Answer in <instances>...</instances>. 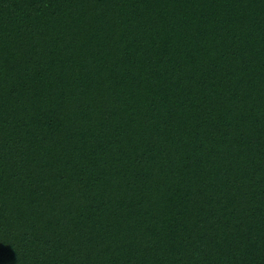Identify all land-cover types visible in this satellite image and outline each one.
Masks as SVG:
<instances>
[{
	"label": "trees",
	"instance_id": "obj_1",
	"mask_svg": "<svg viewBox=\"0 0 264 264\" xmlns=\"http://www.w3.org/2000/svg\"><path fill=\"white\" fill-rule=\"evenodd\" d=\"M0 264H264V0H0Z\"/></svg>",
	"mask_w": 264,
	"mask_h": 264
}]
</instances>
